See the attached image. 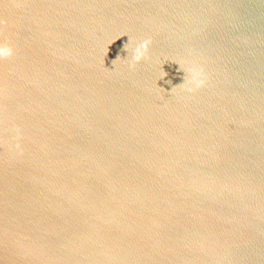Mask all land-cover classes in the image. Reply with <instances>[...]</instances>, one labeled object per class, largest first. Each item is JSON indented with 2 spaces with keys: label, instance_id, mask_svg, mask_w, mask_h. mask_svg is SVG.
<instances>
[{
  "label": "water",
  "instance_id": "95a60500",
  "mask_svg": "<svg viewBox=\"0 0 264 264\" xmlns=\"http://www.w3.org/2000/svg\"><path fill=\"white\" fill-rule=\"evenodd\" d=\"M0 22V264H264V0H0ZM129 38L152 40L135 68ZM173 61L207 85L171 93Z\"/></svg>",
  "mask_w": 264,
  "mask_h": 264
},
{
  "label": "clouds",
  "instance_id": "9594fccd",
  "mask_svg": "<svg viewBox=\"0 0 264 264\" xmlns=\"http://www.w3.org/2000/svg\"><path fill=\"white\" fill-rule=\"evenodd\" d=\"M0 25H2V22H0ZM0 31H2V28H0ZM131 43L132 40L129 38L128 42L124 45L123 50L129 53V57L124 59L129 68H135L137 64L149 59V49L152 40L150 38L144 39L142 42L136 44L134 48H130ZM16 55V50L10 43L0 40V63H11L15 60ZM105 55H107V52ZM121 59L120 56H117V58L112 61L113 65H115L116 61ZM173 62L179 65L178 71L185 73V75L183 77V83L173 86L171 88V93L175 92L176 89H182L183 91L194 94L207 85V74L202 65L195 62ZM166 75L167 73L163 72L161 79ZM168 83H171V81H168ZM9 133L16 141L12 148H10L11 156L13 158L23 157L25 155V148L20 142L23 139V130L19 126L13 125L9 129Z\"/></svg>",
  "mask_w": 264,
  "mask_h": 264
}]
</instances>
